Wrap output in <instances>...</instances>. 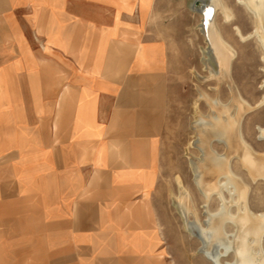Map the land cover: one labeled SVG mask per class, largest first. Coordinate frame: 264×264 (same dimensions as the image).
<instances>
[{"label": "crops", "instance_id": "1", "mask_svg": "<svg viewBox=\"0 0 264 264\" xmlns=\"http://www.w3.org/2000/svg\"><path fill=\"white\" fill-rule=\"evenodd\" d=\"M168 6L0 0V264H167L128 173L156 165Z\"/></svg>", "mask_w": 264, "mask_h": 264}, {"label": "rangeland", "instance_id": "2", "mask_svg": "<svg viewBox=\"0 0 264 264\" xmlns=\"http://www.w3.org/2000/svg\"><path fill=\"white\" fill-rule=\"evenodd\" d=\"M180 1L183 3L182 12L175 10V6H168L167 10V39L171 42V52L167 69L166 107L160 131L156 135L157 147L152 150V153H155L153 159L156 165L152 164L149 168H132L128 173V176L133 178L130 188L135 193L141 192L142 206L145 209L148 208L146 200L150 194L152 212L145 215L136 213L133 217L144 225L147 216L150 217L152 226L157 222L151 228L149 237L156 241L161 238V241L154 247H145L150 248L151 252L165 256L167 264H213L200 251V240L186 228L179 206L185 191L201 222L206 219L207 210L212 213L218 211L219 199L214 196L206 203L197 188L189 158L201 155L198 147L192 142L197 138L196 121L200 115H207L209 112V105L202 94L210 99L219 96L225 104L231 103L233 98L228 83H219L218 79L211 76L207 67L204 54L208 45L210 46V37L200 29L204 15L191 8L194 0H178ZM220 4L230 11L231 20H227L220 8L214 9L215 20L213 19L212 25L214 24L235 54L230 66L231 80L237 93L248 106V111L242 113L240 120L243 149L264 162V135L261 131V128H264V47L253 34L255 19L246 6L239 0H220ZM172 21L180 23L179 27L169 28ZM236 27H239L240 32ZM211 146L218 153L227 152L226 146L218 142H213ZM234 154L230 159L231 170L234 176L247 186L246 189H249V208L256 214L264 213V163L262 168L257 169L245 165L239 153ZM119 182L122 183L118 181L116 185ZM108 187L112 186L108 184ZM224 191L227 195L228 192L225 189ZM227 196L228 201H231L232 197ZM137 199L139 197L135 198ZM128 207L131 210V204ZM230 209L233 214H237L239 210L236 203H233ZM190 216V219L194 220V213H190ZM226 227L229 234L234 232V227L229 223ZM138 232L144 234L146 230L134 229L132 236L138 237ZM146 236L143 235L144 238H147ZM262 244L264 247V237ZM234 259L231 254L224 257L223 261L230 262Z\"/></svg>", "mask_w": 264, "mask_h": 264}, {"label": "bare ground", "instance_id": "3", "mask_svg": "<svg viewBox=\"0 0 264 264\" xmlns=\"http://www.w3.org/2000/svg\"><path fill=\"white\" fill-rule=\"evenodd\" d=\"M239 2L253 14L255 19L253 34L259 38L264 47V0H239ZM191 8L204 15L200 29L204 34L207 32L210 37V46L208 45L204 55H206V64L211 76L218 79L219 83L223 81L228 83L233 99L231 103L225 104L218 98L219 96L210 99L202 94L209 105V112L207 115H200L199 120L196 121L197 138L192 142L194 146L198 147L201 155L189 158L197 188L206 199V203L214 196L219 199L218 211L212 213L207 210L206 219L201 222L185 191L180 200V211L186 228L200 240V251L213 264H264L262 244L264 213L256 214L249 208L247 202L249 189H246L247 186H244V183L240 182L232 173L230 159L232 154L239 153L245 165L257 169L262 168L264 162L247 153L245 148L243 149L240 120L248 106L237 93L238 91L231 80L230 66L235 54L230 50L231 47H228L227 42L221 37L214 24L212 25L214 9L220 8L225 13L227 20L231 18L232 14L220 4V0H201L199 2L194 0ZM236 28L240 32L239 27ZM208 78L206 77V79ZM261 131L264 135V128H261ZM213 142L226 146L227 152L218 153L213 150L211 146ZM229 185L231 186L229 187ZM224 189L228 192L227 195L232 197L231 201H228ZM233 203L238 205L237 214H233L230 209ZM190 213H194V220L190 219ZM228 223L234 227L232 234L226 230ZM231 254L235 257L234 261L224 262L223 258Z\"/></svg>", "mask_w": 264, "mask_h": 264}, {"label": "water", "instance_id": "4", "mask_svg": "<svg viewBox=\"0 0 264 264\" xmlns=\"http://www.w3.org/2000/svg\"><path fill=\"white\" fill-rule=\"evenodd\" d=\"M199 1H201V0H197V2H199ZM211 10V8L209 9V11Z\"/></svg>", "mask_w": 264, "mask_h": 264}]
</instances>
